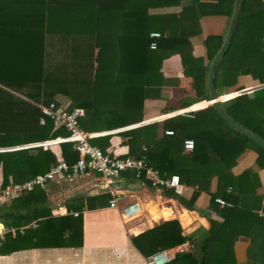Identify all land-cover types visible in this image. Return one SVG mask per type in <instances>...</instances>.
Wrapping results in <instances>:
<instances>
[{
    "label": "trees",
    "instance_id": "16d2710c",
    "mask_svg": "<svg viewBox=\"0 0 264 264\" xmlns=\"http://www.w3.org/2000/svg\"><path fill=\"white\" fill-rule=\"evenodd\" d=\"M233 3L234 0H0L2 185L32 178L57 162L55 154L43 145L3 149L67 135L63 126L54 128L49 119L41 125V112L35 103L53 101L68 109L80 106L92 123L128 126L142 119L145 98L159 96L162 87L178 84L177 77H165L161 71L162 62L175 54L180 56L183 75L191 80L192 89L190 95L181 98L178 107L208 100V67L223 37H204L206 59L194 56L193 39L202 33V17H230ZM152 31L161 34L155 38L153 49L149 47ZM241 75L264 84L262 0H241L229 46L215 67L216 95L226 94ZM61 97L71 102L62 104L58 100ZM220 105L240 126L264 139V86L231 96L220 101ZM85 117L80 123L89 130ZM161 125V135L156 121L121 131L129 147L128 156L144 158L162 177L176 174L182 183L192 187L187 200L183 194L175 195L171 189L162 188L165 195L177 196L187 208L194 207L201 191L208 193L210 207L223 221H211L210 231L198 248V260L191 251V237L182 234L175 219L161 221L133 236L132 244L147 256L188 243L189 251L175 254L167 264H234L235 260L226 254L217 256L221 243H215L214 238H230L239 227H251V222L257 224L264 219L256 214L260 204L256 169L248 168L239 175L232 172L247 149L257 153L256 167H263L264 147L231 127L212 105L192 111L191 116L173 114L164 118ZM165 129L172 130V134L163 133ZM108 139L106 134L94 136L90 142L106 152ZM185 139L193 141L189 152L183 149ZM60 147L63 160L69 164L76 160L78 154L71 146L61 141ZM135 173L121 172L154 186L143 174ZM227 186L231 187L230 192L225 191ZM108 197H87L86 207L103 205ZM217 197L228 204L220 205L215 201ZM77 201L67 205L68 209L83 206L82 198ZM246 219V225L237 227ZM0 222L6 227L36 223L24 234H7L0 244V253L82 245L81 217L52 216L42 188L0 201ZM248 264L264 261L255 258Z\"/></svg>",
    "mask_w": 264,
    "mask_h": 264
},
{
    "label": "crops",
    "instance_id": "0c3cea01",
    "mask_svg": "<svg viewBox=\"0 0 264 264\" xmlns=\"http://www.w3.org/2000/svg\"><path fill=\"white\" fill-rule=\"evenodd\" d=\"M262 2L264 4V0ZM228 21L229 17L225 15H209L201 18L202 33L193 39L194 56H202L206 59V48L202 43L204 37L210 34L224 37ZM161 71L165 77H177L179 82L176 85L162 87L159 96L145 98L141 106L142 119L140 121L124 127H111L98 121L92 123L90 117H85L88 115L86 113L82 116L86 118L85 127H89V130L83 128L93 132V137L109 135L108 144L105 147L107 153L121 156L128 155L129 147L126 144V138L120 133L127 128L156 121L158 124V135H161L163 119L171 116L168 114L179 108L178 104L183 96L192 93L190 88L191 80L183 75V67L179 55L175 54L166 58L162 62ZM256 85H258L257 82L249 75H241L238 77L237 83L228 90L223 98L232 96V94L235 95V91L248 90ZM251 91L248 90L246 92ZM58 100L62 104L71 102L67 97H61ZM200 103L201 105L205 104V102ZM35 104L39 106L44 103L38 102ZM107 110L108 108L105 109V112ZM56 127L58 126L54 124V128ZM65 136L59 135L57 137ZM45 141L47 140L3 149L43 145L44 148H49L55 154L57 160L62 158L61 141H52L44 144L43 142ZM101 143L103 144L104 142ZM256 157L257 153L253 149H247L237 159L232 172L235 175H239L248 168L256 169L259 181L256 193L260 198L256 214L264 218V166L256 167ZM0 183L2 184L1 168ZM107 183L111 189L110 191L106 190L105 185ZM44 189L47 193L52 216H75L73 212L79 213L76 216H80L82 221V245L30 247L8 253H0V264H148L147 258L155 252L147 256L142 255L132 244L131 238L161 221L172 219L177 220L182 229V234L191 237L193 244L191 251L195 259L198 260L201 256L198 248L210 231L211 221H223V217L210 207V195L206 192L201 191L195 199L194 207L187 208L180 203L177 196L165 195L162 189L156 186H150L144 181L132 179L122 174L107 182L96 172H86L72 180L52 181ZM111 191L119 195L116 208L109 206L108 200L113 195ZM192 191L193 188L190 187L182 195L183 198L187 200ZM103 195H109L105 204L93 208L86 207L87 197ZM77 198H82L83 206L68 209L67 205L76 204L78 202ZM131 203H137L139 212L133 218L126 220L122 217L121 210L124 206ZM238 223L237 227L242 223L246 225L248 220H242V222ZM260 224L261 226H259ZM250 225L251 227H239L237 231L232 233L230 238H214L215 243H221V246H219L221 250L217 251V256L223 257L226 254L227 258L235 260L234 264H248L250 260L255 258H262L264 261V219L257 224L251 222ZM33 227L35 226H31V228ZM171 247L174 246L161 250Z\"/></svg>",
    "mask_w": 264,
    "mask_h": 264
},
{
    "label": "built area",
    "instance_id": "2783aa9c",
    "mask_svg": "<svg viewBox=\"0 0 264 264\" xmlns=\"http://www.w3.org/2000/svg\"><path fill=\"white\" fill-rule=\"evenodd\" d=\"M160 32L152 31L149 36L151 38L149 47H156L155 38L160 37ZM223 96V95H222ZM225 97L223 99H226ZM197 103V102H196ZM195 103L179 108L168 115L181 114L185 116H191V112L199 109L201 106H194ZM41 116L39 118L40 124H45L46 120H51L57 126H63L67 130L65 137H56L55 139L47 140L44 144L52 141H63L72 147L78 154V157L71 164L67 163L62 158H59L56 164L52 165L47 171L38 173L32 178L21 182H11L6 185L0 183V201H5L10 198L21 195L26 191H30L33 188H46V186L52 181L59 180H72L75 177L86 173L96 172L101 175L107 182L109 180L118 177L121 172L126 170H134L136 176L144 175V177L152 182V184L160 189L168 188L173 191L175 195H182L190 189V186L182 183L178 175L173 174L169 177H162L155 167L147 164L144 158H134L128 155H118L103 152L100 147L90 142L94 133L85 130L81 123L80 118L84 115V110L81 107L66 108L63 105L56 104L51 101L48 104L39 105ZM165 134H172V130H164ZM193 148L192 139H185L183 142V149L185 152L191 151ZM106 190L110 191V187L105 185ZM105 190V191H106ZM226 192L231 191V187L227 186ZM112 192V197L109 198V206L116 208L119 195ZM215 201L221 205L228 204L222 198H215ZM139 212V206L137 203H131L124 206L121 210V215L124 219L128 220L136 216ZM77 212H73V215H77ZM31 226H36L35 222L25 224L16 227H6L0 225V244L4 242L6 235L23 234L25 230ZM189 249L188 243H181L177 246L159 250L153 253L147 258L148 264H165L174 258L175 254L185 252Z\"/></svg>",
    "mask_w": 264,
    "mask_h": 264
},
{
    "label": "water",
    "instance_id": "95a60500",
    "mask_svg": "<svg viewBox=\"0 0 264 264\" xmlns=\"http://www.w3.org/2000/svg\"><path fill=\"white\" fill-rule=\"evenodd\" d=\"M240 4H241V0H234L233 3V8H232V13L229 17V21H228V25L226 28V31L224 33V37H223V41L222 44L220 45V47L218 48V50L216 51V53L213 55V57L210 60L209 63V67H208V72H207V78H206V85H207V91H208V100H206V106L207 105H212L214 107V109L218 112V114L231 126L233 127L235 130H237L238 132L248 136L250 139H252L254 142L258 143L259 145L264 147V139L260 138L258 135H256L255 133L247 130L246 128L240 126L237 122H235L230 116H228L225 111L223 110V108L220 105V101L223 100V96H217L215 93V89H214V72H215V67L218 63V61L222 58V56L224 55V53L226 52L229 43H230V39H231V35H232V31L240 10ZM264 86V84H258L255 87L248 89L253 90L255 88ZM246 89L244 90H239V91H235V95L236 94H240V93H244L246 91H248ZM232 96H234V94H232ZM227 97H231V96H227Z\"/></svg>",
    "mask_w": 264,
    "mask_h": 264
},
{
    "label": "bare ground",
    "instance_id": "6f19581e",
    "mask_svg": "<svg viewBox=\"0 0 264 264\" xmlns=\"http://www.w3.org/2000/svg\"><path fill=\"white\" fill-rule=\"evenodd\" d=\"M194 106H201V103H195Z\"/></svg>",
    "mask_w": 264,
    "mask_h": 264
},
{
    "label": "clouds",
    "instance_id": "9594fccd",
    "mask_svg": "<svg viewBox=\"0 0 264 264\" xmlns=\"http://www.w3.org/2000/svg\"><path fill=\"white\" fill-rule=\"evenodd\" d=\"M223 95H226V94H223ZM220 96H222V95H220ZM227 99V98H226ZM204 101H206V100H204Z\"/></svg>",
    "mask_w": 264,
    "mask_h": 264
},
{
    "label": "rangeland",
    "instance_id": "374dc122",
    "mask_svg": "<svg viewBox=\"0 0 264 264\" xmlns=\"http://www.w3.org/2000/svg\"><path fill=\"white\" fill-rule=\"evenodd\" d=\"M206 53H207V51H206Z\"/></svg>",
    "mask_w": 264,
    "mask_h": 264
}]
</instances>
